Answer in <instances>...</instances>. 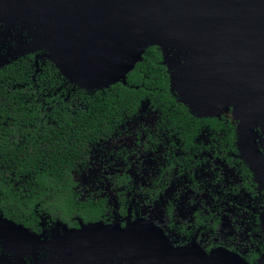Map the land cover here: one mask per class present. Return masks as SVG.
<instances>
[{
    "label": "flooded vegetation",
    "instance_id": "1",
    "mask_svg": "<svg viewBox=\"0 0 264 264\" xmlns=\"http://www.w3.org/2000/svg\"><path fill=\"white\" fill-rule=\"evenodd\" d=\"M141 104L94 149L87 167L73 173L80 201L99 214L88 221L76 217L70 228L97 226L73 238L63 234L60 220L44 213L41 230L34 231L44 243L0 236V264H187L188 256L197 260L202 251H222L259 264L264 258L260 129L254 131L257 136L250 134L248 145L255 155L245 160L233 107L228 117L235 138L229 148L226 139L202 131V117L188 106L199 123L187 124L186 135L181 125L172 126V111L151 106L149 100ZM50 242L58 245L52 248Z\"/></svg>",
    "mask_w": 264,
    "mask_h": 264
},
{
    "label": "water",
    "instance_id": "2",
    "mask_svg": "<svg viewBox=\"0 0 264 264\" xmlns=\"http://www.w3.org/2000/svg\"><path fill=\"white\" fill-rule=\"evenodd\" d=\"M0 25L19 38L11 60L44 50L69 84L87 92L125 81L158 47L179 101L202 118L233 107L241 156L255 155L248 142L264 131V0H0ZM8 231L26 240L0 225L2 238ZM199 255L187 264H248L222 251Z\"/></svg>",
    "mask_w": 264,
    "mask_h": 264
},
{
    "label": "trees",
    "instance_id": "3",
    "mask_svg": "<svg viewBox=\"0 0 264 264\" xmlns=\"http://www.w3.org/2000/svg\"><path fill=\"white\" fill-rule=\"evenodd\" d=\"M18 40L0 25V225L42 245L34 231L41 230L45 216L60 220L63 234L75 230L70 227L76 217L96 219L99 210L92 212L80 201L73 173L87 167L94 149L143 101L172 111V126L181 125L186 135L187 124L199 119L171 89L164 55L156 46L146 50L125 81L87 92L69 84L51 62L37 60L39 52L11 60ZM228 116L230 111L221 118H202V131L226 139L230 148L235 129Z\"/></svg>",
    "mask_w": 264,
    "mask_h": 264
},
{
    "label": "rangeland",
    "instance_id": "4",
    "mask_svg": "<svg viewBox=\"0 0 264 264\" xmlns=\"http://www.w3.org/2000/svg\"><path fill=\"white\" fill-rule=\"evenodd\" d=\"M23 31H25L26 32V28L23 30ZM46 55H47V53L44 51V50H42L41 52H39V55L38 56H42V58L40 59V61H44V60H46V61H49L48 60V58L46 57ZM50 62V61H49ZM39 64V63H38ZM37 64V65H38ZM73 86V85H72ZM74 87V86H73ZM145 104H143V106H144ZM232 117H233V119H234V122L237 120V117L232 113ZM239 123H240V121H239ZM238 126H239V124H238ZM260 132H261V130H260ZM263 135H264V131H262L261 132ZM259 136V135H258ZM253 140H256V138H255V136H254V139ZM241 152V151H240ZM112 227H115V226H112ZM3 233V237L4 238H7V239H13V241L15 240V239H17L18 240V243H20L21 242V238L20 237H18V236H16V235H13L14 234V232H12V231H8V232H2Z\"/></svg>",
    "mask_w": 264,
    "mask_h": 264
}]
</instances>
